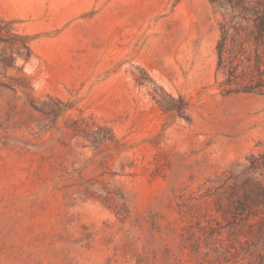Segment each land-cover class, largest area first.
I'll return each mask as SVG.
<instances>
[{"label": "rangeland", "instance_id": "rangeland-1", "mask_svg": "<svg viewBox=\"0 0 264 264\" xmlns=\"http://www.w3.org/2000/svg\"><path fill=\"white\" fill-rule=\"evenodd\" d=\"M256 10L0 0L31 50L0 62V264H264V88L216 53Z\"/></svg>", "mask_w": 264, "mask_h": 264}, {"label": "trees", "instance_id": "trees-1", "mask_svg": "<svg viewBox=\"0 0 264 264\" xmlns=\"http://www.w3.org/2000/svg\"><path fill=\"white\" fill-rule=\"evenodd\" d=\"M230 2V1H229ZM233 8V5H229ZM256 16L252 19L253 24H249L250 18L241 16L246 21L244 24L241 20H236L235 15L229 17L224 16V20L220 22V34L216 42L217 66L223 67L226 71V78L223 84H234L238 80H245L244 84L234 90H242L246 92L259 91L263 92L264 88V10L255 11ZM28 36L13 33L6 24L0 19V43L5 44V48L10 49V53H0V62L9 65L14 62V55H22L21 48L26 50L23 55L27 60L31 54ZM254 44L252 53L246 49V43ZM260 45L263 47L260 49ZM11 60V61H9ZM238 68L239 71H238ZM231 90V89H227ZM180 100V99H179ZM182 100V99H181ZM163 107V105H162ZM180 106L172 105L164 107L165 110L180 111ZM238 208H243L241 200L238 201Z\"/></svg>", "mask_w": 264, "mask_h": 264}]
</instances>
